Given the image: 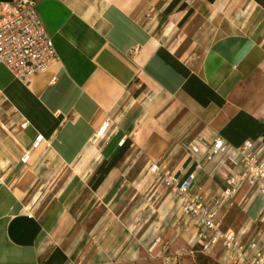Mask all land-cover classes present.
Returning <instances> with one entry per match:
<instances>
[{"label": "crops", "instance_id": "obj_1", "mask_svg": "<svg viewBox=\"0 0 264 264\" xmlns=\"http://www.w3.org/2000/svg\"><path fill=\"white\" fill-rule=\"evenodd\" d=\"M37 11L60 61L29 84L0 64V264H111L128 245L136 253L125 222L142 195L158 194L157 216L176 219L172 245L183 236L191 248L193 223L173 192L151 189L149 168L196 172L210 202L233 168L206 148L189 154L192 140H252L264 157V5L40 0ZM238 207L243 220L231 223ZM219 219L244 244L257 242L251 257L264 254L263 195L244 185ZM160 229L159 243L170 233ZM222 250L210 254L229 264Z\"/></svg>", "mask_w": 264, "mask_h": 264}, {"label": "built area", "instance_id": "obj_2", "mask_svg": "<svg viewBox=\"0 0 264 264\" xmlns=\"http://www.w3.org/2000/svg\"><path fill=\"white\" fill-rule=\"evenodd\" d=\"M39 1H0V64H4L25 84L60 61L54 41L38 14ZM110 128L111 122L107 121L98 131V137H106ZM44 139L43 134H38L33 148H39ZM124 143L123 139L118 145L123 146ZM202 148L209 149L210 156H222L233 168L226 188L210 202L205 201L196 172L182 174L159 162L151 164L149 168V172L160 181L158 189L173 192L182 214L193 223L195 244L190 248L189 255L195 256L198 252L210 254L216 246L221 245L229 264H238L239 261L243 264H262L263 252L258 251L251 257V251L258 247L257 242L244 244L236 232L223 229L219 215L246 184L264 196V157L256 151L252 140L232 146L221 136L215 138L212 144L198 137L187 146L188 153L193 156L200 154ZM29 159L30 154H25L22 162L27 163ZM235 168H241V171Z\"/></svg>", "mask_w": 264, "mask_h": 264}, {"label": "rangeland", "instance_id": "obj_3", "mask_svg": "<svg viewBox=\"0 0 264 264\" xmlns=\"http://www.w3.org/2000/svg\"><path fill=\"white\" fill-rule=\"evenodd\" d=\"M107 144V142H104L103 145ZM8 150L12 152V146H8ZM151 178L153 182V188L151 189L155 191V186H158L160 181L153 175H151ZM40 191L41 190H38L31 198V204H33V202L36 200L37 196L40 194ZM159 201L160 198L158 197V194L151 197L150 199H148L147 195H142V202L139 203L138 208L132 212L125 222L126 225L133 229L132 235L128 236L129 239L127 243L132 242L133 247L135 244H138L134 248H139L136 253L135 251L130 252L131 247L128 245L127 247L130 251L124 253V255L120 257L118 256V258L114 259L113 263L111 264H201L202 259L199 257L201 254L196 253L195 256L189 255L188 252L190 247L185 244L186 241L184 240L183 236L180 243H176L175 246L172 245V239L174 236H176L175 233H177L175 231V227H173L176 219L170 221L169 219H165V216H157L158 214L156 209L159 206ZM177 211L178 210H176L175 207V210H173L174 213L171 216L175 217ZM98 213L101 214V210L98 211ZM243 217L244 216L241 213V209L238 207L234 209L229 220L231 223H237L242 221ZM92 223H94V220L92 219L86 222L88 226H90ZM159 227H161V231L165 229L166 232L171 233H168V237L161 241V243L158 242L157 238L162 234L160 232L153 234L154 231ZM148 228H150L149 231H147ZM205 256H209L212 258V260L216 261V259L211 254H206Z\"/></svg>", "mask_w": 264, "mask_h": 264}, {"label": "trees", "instance_id": "obj_4", "mask_svg": "<svg viewBox=\"0 0 264 264\" xmlns=\"http://www.w3.org/2000/svg\"><path fill=\"white\" fill-rule=\"evenodd\" d=\"M256 1L264 5V0H256ZM198 253L201 254L199 256L200 259H202L201 264H222L218 260L215 261V260H212V258H210L209 256H205L206 255L205 253H201V252H198Z\"/></svg>", "mask_w": 264, "mask_h": 264}]
</instances>
